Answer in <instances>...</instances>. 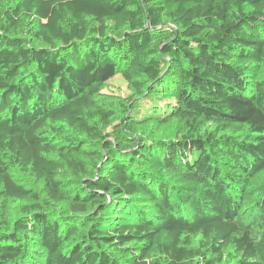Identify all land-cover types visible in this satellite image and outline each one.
<instances>
[{
    "label": "trees",
    "instance_id": "16d2710c",
    "mask_svg": "<svg viewBox=\"0 0 264 264\" xmlns=\"http://www.w3.org/2000/svg\"><path fill=\"white\" fill-rule=\"evenodd\" d=\"M0 264H264V0H0Z\"/></svg>",
    "mask_w": 264,
    "mask_h": 264
},
{
    "label": "rangeland",
    "instance_id": "374dc122",
    "mask_svg": "<svg viewBox=\"0 0 264 264\" xmlns=\"http://www.w3.org/2000/svg\"><path fill=\"white\" fill-rule=\"evenodd\" d=\"M104 91L111 92L122 97L129 94L126 87V81L120 76V74H117L108 81L107 88H105Z\"/></svg>",
    "mask_w": 264,
    "mask_h": 264
}]
</instances>
